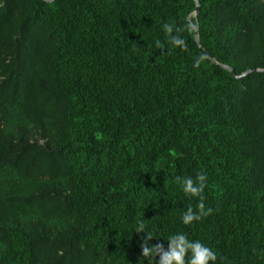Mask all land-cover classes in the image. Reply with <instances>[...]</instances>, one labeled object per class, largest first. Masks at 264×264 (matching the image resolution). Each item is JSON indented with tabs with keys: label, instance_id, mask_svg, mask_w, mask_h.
Listing matches in <instances>:
<instances>
[{
	"label": "trees",
	"instance_id": "1",
	"mask_svg": "<svg viewBox=\"0 0 264 264\" xmlns=\"http://www.w3.org/2000/svg\"><path fill=\"white\" fill-rule=\"evenodd\" d=\"M199 1L0 0V264H147L138 222L264 264V0Z\"/></svg>",
	"mask_w": 264,
	"mask_h": 264
},
{
	"label": "clouds",
	"instance_id": "2",
	"mask_svg": "<svg viewBox=\"0 0 264 264\" xmlns=\"http://www.w3.org/2000/svg\"><path fill=\"white\" fill-rule=\"evenodd\" d=\"M164 27L166 32H173V29L168 25ZM194 27V24L191 22H186L183 30L190 32ZM170 43L179 48L185 47L184 39L178 35H172ZM157 47L163 48V45H157ZM201 59L194 60L193 66L197 67ZM206 180L207 177L203 173L198 174L195 179L190 176H177L175 178L176 183L180 186L186 197L197 198L198 200L195 210L189 206L186 211L181 213L180 220L184 225H191L212 211L211 208L205 210L203 202L202 193L206 186ZM135 231L137 234H145L142 237L140 248L142 257L147 261V264H216L217 262V255L211 247L198 239H190L183 231L169 234L163 240L166 242L167 247H165L164 243H151L156 238L152 232L146 230L143 222L137 223Z\"/></svg>",
	"mask_w": 264,
	"mask_h": 264
},
{
	"label": "water",
	"instance_id": "3",
	"mask_svg": "<svg viewBox=\"0 0 264 264\" xmlns=\"http://www.w3.org/2000/svg\"><path fill=\"white\" fill-rule=\"evenodd\" d=\"M195 2H196V8H195V10L193 12V16L197 17L199 12H200V1L199 0H195ZM195 39H196V41L199 42V27H198V25L195 26ZM208 56L210 57L209 54H208ZM223 67H225L226 69L231 70L232 74L238 79H241V78L249 75L252 71H259L260 70V69H249V70L243 72L240 75H236L235 72L230 68V66L223 65Z\"/></svg>",
	"mask_w": 264,
	"mask_h": 264
}]
</instances>
